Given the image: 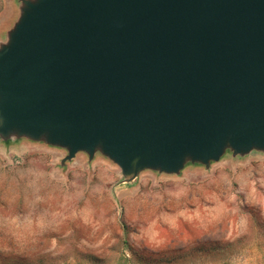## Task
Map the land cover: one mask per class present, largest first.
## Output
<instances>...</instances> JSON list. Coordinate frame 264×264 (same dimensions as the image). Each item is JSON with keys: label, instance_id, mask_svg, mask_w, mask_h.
<instances>
[{"label": "water", "instance_id": "obj_1", "mask_svg": "<svg viewBox=\"0 0 264 264\" xmlns=\"http://www.w3.org/2000/svg\"><path fill=\"white\" fill-rule=\"evenodd\" d=\"M0 138L99 153L127 181L264 151V0H20Z\"/></svg>", "mask_w": 264, "mask_h": 264}, {"label": "rangeland", "instance_id": "obj_2", "mask_svg": "<svg viewBox=\"0 0 264 264\" xmlns=\"http://www.w3.org/2000/svg\"><path fill=\"white\" fill-rule=\"evenodd\" d=\"M66 156L0 138V264H264V151L130 181L99 153Z\"/></svg>", "mask_w": 264, "mask_h": 264}, {"label": "crops", "instance_id": "obj_3", "mask_svg": "<svg viewBox=\"0 0 264 264\" xmlns=\"http://www.w3.org/2000/svg\"><path fill=\"white\" fill-rule=\"evenodd\" d=\"M20 1V0H18ZM16 7L14 0L7 2L5 5L4 11L1 13L0 16V45L5 43L9 32L14 27L18 17H19V10L13 14H10L9 8L13 9Z\"/></svg>", "mask_w": 264, "mask_h": 264}]
</instances>
